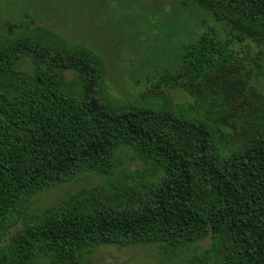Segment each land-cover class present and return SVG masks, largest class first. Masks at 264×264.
<instances>
[{"label":"trees","instance_id":"16d2710c","mask_svg":"<svg viewBox=\"0 0 264 264\" xmlns=\"http://www.w3.org/2000/svg\"><path fill=\"white\" fill-rule=\"evenodd\" d=\"M177 1L224 34L182 44L137 103L107 97L102 59L82 38L15 13L0 22V238L23 218L0 264H89L100 245L184 250L206 238L190 264H264V0ZM176 90L193 103L166 94ZM122 148L147 168L24 213L39 191L112 174Z\"/></svg>","mask_w":264,"mask_h":264},{"label":"rangeland","instance_id":"374dc122","mask_svg":"<svg viewBox=\"0 0 264 264\" xmlns=\"http://www.w3.org/2000/svg\"><path fill=\"white\" fill-rule=\"evenodd\" d=\"M58 1L69 11L81 7V15L76 16H79L76 21L64 16L53 7L56 0H37L35 4L33 0H0V22L15 13L18 18H32L35 25L47 26L64 38H82L102 59L105 67L103 90L107 97L120 104L137 103L143 99L144 93L149 97L160 88V76L170 69L182 44L210 28L224 34L207 12L198 7L181 6L177 0ZM261 79L264 89V67ZM166 94L176 103H193L179 90ZM117 165L108 176L81 173L71 181L39 191L24 213L42 211L86 188L107 186L108 180H117L123 171L132 177L138 170L147 168L126 148L118 151ZM28 213L31 212L25 214ZM22 221L23 218L18 216L16 224L0 238V248L6 246L8 237ZM210 243L211 239L206 238L187 245L184 250L164 243H139L122 248L100 245L88 250L86 257L89 264H190L191 259L203 253Z\"/></svg>","mask_w":264,"mask_h":264}]
</instances>
